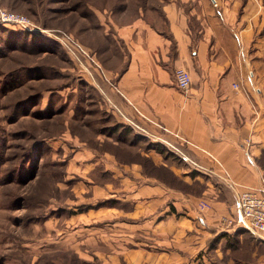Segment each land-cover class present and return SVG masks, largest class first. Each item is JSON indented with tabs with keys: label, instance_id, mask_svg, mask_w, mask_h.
Returning a JSON list of instances; mask_svg holds the SVG:
<instances>
[{
	"label": "rangeland",
	"instance_id": "374dc122",
	"mask_svg": "<svg viewBox=\"0 0 264 264\" xmlns=\"http://www.w3.org/2000/svg\"><path fill=\"white\" fill-rule=\"evenodd\" d=\"M169 1L0 0V8L31 22L27 29L0 23V264H162L192 249L175 235V219L154 226L156 218L131 200L110 195L130 158L150 165L139 152H175L142 130L133 133L119 109L116 115L107 109L99 81L112 80L94 50L139 15L164 28ZM172 1L190 13L192 0ZM195 5L214 28L223 25L222 0ZM197 184L187 188L198 190ZM242 231L211 237L194 260L206 252L216 264V248L238 259L245 239H253Z\"/></svg>",
	"mask_w": 264,
	"mask_h": 264
},
{
	"label": "crops",
	"instance_id": "0c3cea01",
	"mask_svg": "<svg viewBox=\"0 0 264 264\" xmlns=\"http://www.w3.org/2000/svg\"><path fill=\"white\" fill-rule=\"evenodd\" d=\"M195 1L188 13L170 0L162 7L164 28L139 15L94 48L112 80L111 86L99 81L107 109L115 115L119 109L133 133L142 130L157 143L175 145L193 162L174 150L141 151L137 156L150 161L149 169L130 158L118 172L119 188L111 189L116 200H131L156 218L154 226L175 219V235L192 244L177 261L162 264H213L206 252H200L202 261L194 258L211 237L225 239L243 229L227 221L235 211L236 191L255 185L264 172V4L255 0L257 8L250 10L254 0H222L224 22L214 28ZM177 67L190 73L186 91L176 85ZM194 182L200 185L197 193L185 188ZM202 202L208 206L200 207ZM179 211L188 218H175ZM245 240L249 245L238 259L216 248V264H264V242Z\"/></svg>",
	"mask_w": 264,
	"mask_h": 264
},
{
	"label": "built area",
	"instance_id": "2783aa9c",
	"mask_svg": "<svg viewBox=\"0 0 264 264\" xmlns=\"http://www.w3.org/2000/svg\"><path fill=\"white\" fill-rule=\"evenodd\" d=\"M213 2L215 0H212ZM0 23L17 26L21 29L30 27V20L25 15L0 8ZM176 85L179 89L186 91L191 82L190 73L183 67H177L174 71ZM234 87L237 84L233 83ZM178 155L186 161L193 163L190 158L177 146L170 145ZM231 188L236 187V183L228 179ZM206 202L200 203V207H207ZM229 224H237L248 230L259 241L264 242V172L259 177L255 185L244 186L236 191L235 211L227 219Z\"/></svg>",
	"mask_w": 264,
	"mask_h": 264
},
{
	"label": "trees",
	"instance_id": "16d2710c",
	"mask_svg": "<svg viewBox=\"0 0 264 264\" xmlns=\"http://www.w3.org/2000/svg\"><path fill=\"white\" fill-rule=\"evenodd\" d=\"M137 155V154H136ZM142 159V158H141ZM141 161V160H140ZM145 161H148L149 163H150V161L148 160V159H145ZM143 165H144V163H142ZM151 165V164H150ZM144 166H146V165H144ZM147 169H149V165L147 166ZM164 176H165V173H164ZM174 179H175V182H176V178H170V182H174ZM175 182H174V184H175ZM197 185H199V184H197ZM188 186H190V184L189 185H186V189H188L187 187ZM199 189H200V185H199V188H198V190H197V188L195 187L194 189H193V192L194 193H197V191H199ZM188 190H190V191H192L191 189H188ZM243 230V232L244 233H248L249 235H251L253 238H254V236L252 235V234H250V232L248 231V230H244V229H242Z\"/></svg>",
	"mask_w": 264,
	"mask_h": 264
}]
</instances>
